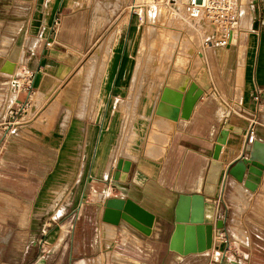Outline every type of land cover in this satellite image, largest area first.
<instances>
[{
	"label": "crops",
	"instance_id": "0c3cea01",
	"mask_svg": "<svg viewBox=\"0 0 264 264\" xmlns=\"http://www.w3.org/2000/svg\"><path fill=\"white\" fill-rule=\"evenodd\" d=\"M83 4H86V0H0L1 109L6 111L9 103L4 97L12 94L13 98L15 95L12 86L16 85V81L10 80L14 74L24 67L34 70V89L38 91V95L43 94L50 89L53 76L57 74L54 71V68H58L57 62H70L78 55L72 48L65 52L60 50L58 42L52 38L50 25L59 19L58 16H69L68 9ZM250 4L254 10L251 24L258 23V27L238 31L235 36L234 30V37L231 36L233 41L235 38H246L251 39L250 42H241L237 47L232 45L233 41H228L230 44H225L224 47L211 42L212 49L205 51L209 70L205 65L200 66L204 64L203 60L193 69L192 66L183 71L178 68L170 69L188 74L203 91L190 116L187 119L179 118L173 123L170 131L168 130L169 136L159 142L154 155L146 156L145 143L142 153L133 160L135 170L129 179L124 174L125 179L120 178L119 183L115 182L113 164H107V172H111L106 182L110 185L109 188L116 186L118 193L90 194L87 199L94 201H85L86 194H80V200L85 205L82 206L80 200L79 203L74 202L77 218L70 226V263L105 264L112 258H117L119 264H210L220 260L221 251L228 243L230 247L231 244L236 247L245 246L241 240L246 239L245 231L250 229L246 211L264 194V168L254 190L246 187L244 181L226 176L224 170L244 154L253 117L259 121L252 127V136L264 143V0H250ZM33 8L50 10H40V24L35 31H31L35 12ZM47 13L50 25L46 26ZM69 17L61 22L60 35H64L62 38L67 35L66 44L74 47L79 45L82 15L72 14ZM234 27L233 25L232 29ZM48 40L51 42L46 45ZM112 54L107 68H104L103 86L118 66L117 56ZM6 60L13 64L12 73L1 71ZM221 60L224 63L221 64ZM162 88L163 85L159 87L149 115L150 132L154 118H158L154 110ZM26 95V92L19 91L17 99L23 103ZM236 103H241V114L234 111ZM16 106L13 103L11 108ZM7 115L0 116V264H37L40 257L44 258L43 264H50V259L41 255V252L47 243L51 244L48 249V254H51L55 251L57 242L62 240L67 224L60 223L61 218L58 219V216L69 209L71 198L75 194H47L49 186L56 183V180L53 175L46 180L45 168L52 167V163L50 164L45 152L58 149V145L55 147V144L47 143L44 134L52 135L54 132H36L41 134L40 139L29 138L28 135L34 133L27 132L26 128L12 130V122L8 120L12 116ZM225 120L240 128V131H229L220 152L219 159L223 161V165L215 194L205 196L206 200L215 205L212 247L203 252L180 255L168 249V240L174 228L173 207L178 194L202 192L211 150L180 137L159 181L162 160L174 131L214 142ZM110 151L111 146L106 156ZM140 173L144 177L138 182L136 178ZM90 177H87L86 182L90 181ZM110 197L130 198L151 212L154 215L151 233L145 235L124 221L118 225L102 221L103 202ZM218 219L224 221L221 229L215 225ZM60 262L61 260L57 264Z\"/></svg>",
	"mask_w": 264,
	"mask_h": 264
},
{
	"label": "rangeland",
	"instance_id": "374dc122",
	"mask_svg": "<svg viewBox=\"0 0 264 264\" xmlns=\"http://www.w3.org/2000/svg\"><path fill=\"white\" fill-rule=\"evenodd\" d=\"M130 5L131 0H86L85 5L68 9L70 15H82L79 45L74 47L66 44L67 35L64 38L60 35L61 22L70 15L65 18L58 16L59 19L50 25L47 13L46 26L49 24L52 27V38L58 42L60 50L65 52L72 48L78 55L70 62H57L58 68H54L57 74H54L47 93L38 95L34 89L23 110L8 119L12 122V130L26 128L27 132L34 133L29 134V138L40 139L41 134L36 132H54L52 135L44 134L47 143L55 144V147L58 145V149L45 152L52 163V167L45 168L46 180L51 175L56 180L49 186L47 194H75L69 209L58 216L60 223L67 224L62 240L57 242L51 254H48L51 244L47 243L41 252L50 259V264H57L59 260L60 264H72L68 259L70 226L77 218L74 202L79 203L80 194H86L85 201H94L87 197L97 192H119L116 186L109 188L106 182L111 172H107V164H113L115 182L120 178L129 179L135 170L133 160L142 153L145 143V151L149 144V115L168 70H188L191 66L193 69L201 60L204 64L200 66L205 65L209 70L205 51L211 48V40H207L208 44L205 40L213 36V43L224 47L219 43L221 32H214L202 20L187 22L162 17L155 25H150L141 23L131 12ZM41 9L50 11H47L48 8H33L31 31H35L40 24ZM238 9L239 15L233 24V30H236L234 36L238 31L258 27V23L251 24L254 10L250 0H238ZM243 20L247 23L241 31L239 25ZM238 40L235 38L232 45L237 47L241 42L251 41L246 38ZM111 52L117 56L118 66L103 86L104 68L113 56ZM180 62L183 66L178 64ZM222 63L224 60H221ZM12 87L15 90L16 85ZM234 111L241 114V104L236 103ZM7 113L0 108V116H8ZM154 125L151 128L157 133L158 128L155 129ZM110 146L111 151L106 156ZM124 174L127 176L124 177ZM89 175L90 181L86 182ZM254 202L246 211L250 229L245 231L246 239L241 240L245 246L231 244L232 264H264V194ZM112 259L105 264H119V259Z\"/></svg>",
	"mask_w": 264,
	"mask_h": 264
},
{
	"label": "water",
	"instance_id": "95a60500",
	"mask_svg": "<svg viewBox=\"0 0 264 264\" xmlns=\"http://www.w3.org/2000/svg\"><path fill=\"white\" fill-rule=\"evenodd\" d=\"M1 71L12 73L13 64L6 60ZM203 91L191 80L190 76L177 70H169L163 83L159 100L154 114L156 116L177 121L179 118L187 119L195 102L202 96ZM229 131H240V128L225 120L216 140L210 142L178 131L172 133L166 156L161 164L159 181L162 179L178 139L191 141L211 150L207 171L201 193L178 194L173 207L174 228L168 240V249L187 255L189 253L203 252L212 247V228L214 221L213 202L206 200L205 196H214L216 185L222 171L223 161L219 159ZM246 154V155H245ZM264 168V143L252 139L244 145V154L228 165L224 173L238 181H244L246 187L254 190L260 182ZM102 221L118 225L126 222L145 235L152 231L154 215L134 202L130 198L110 197L104 200ZM217 228L224 226V221H215ZM44 258L40 257L37 264H43Z\"/></svg>",
	"mask_w": 264,
	"mask_h": 264
},
{
	"label": "built area",
	"instance_id": "2783aa9c",
	"mask_svg": "<svg viewBox=\"0 0 264 264\" xmlns=\"http://www.w3.org/2000/svg\"><path fill=\"white\" fill-rule=\"evenodd\" d=\"M179 7L183 12L181 14L185 18L192 21L203 20L214 32H221V37L219 39L221 45L227 44L229 39H231L232 33H228V31H231L239 15L238 0H131L130 10L139 18L141 23H145V21L156 23L157 20L162 18L160 8L166 10V16L175 19L179 12ZM208 39L211 40L209 43L215 42L213 36H210L205 41ZM50 42L51 40L46 41V45H49ZM34 76V70L24 67L22 71L17 72L11 77V82L13 80L16 81L15 95L13 98L11 95L9 97H4V99H7L9 102L6 111L10 116L13 117L14 114L23 110L30 94L34 90ZM19 91L27 93L26 101L23 103L17 99ZM13 103H16V109L11 108ZM262 112L264 113V109ZM257 122L258 119L253 117L251 121L252 125L248 130L247 142L253 139L252 127ZM231 252L233 253V250L228 243V246L221 251L222 256L220 260L217 262L212 261L210 264H227L234 262L229 257Z\"/></svg>",
	"mask_w": 264,
	"mask_h": 264
},
{
	"label": "bare ground",
	"instance_id": "6f19581e",
	"mask_svg": "<svg viewBox=\"0 0 264 264\" xmlns=\"http://www.w3.org/2000/svg\"><path fill=\"white\" fill-rule=\"evenodd\" d=\"M160 11L162 12V17H167V18H169L168 16H166V10L164 9V8H160ZM181 13H183L182 12V10L180 9V7H179V12L177 13V17L175 18V19H182V20H188V21H192V20H190V19H188V18H185ZM170 19H174V18H170ZM166 21V20H165ZM187 21V22H188ZM194 21V20H193ZM203 21V20H202ZM250 21V20H249ZM204 22V21H203ZM19 23V22H18ZM145 23H147V24H150V25H155V22L153 23V22H148V21H145ZM246 20H243L242 21V23L239 25V27L241 28V31H242V29L244 28V26H246ZM192 24V23H191ZM193 25V24H192ZM247 25H249V24H247ZM250 26V25H249ZM18 27V26H17ZM233 27V26H232ZM247 29V28H246ZM245 29V31H247ZM233 29L231 28V31H228V33H232V35H233ZM234 36H232V38H233ZM229 39V40H231V42L233 41V39ZM227 44H230V43H227ZM244 45V44H243ZM182 55V54H181ZM185 55V54H184ZM184 57V56H183ZM182 57V59H185V58H183ZM177 58V57H176ZM174 59V58H173ZM181 59V58H180ZM181 59V60H182ZM174 61V60H173ZM172 61V62H173ZM175 63V62H174ZM183 63V62H182ZM15 64V63H14ZM179 65L181 64V62L180 63H178ZM177 65V64H176ZM182 66H183V64H181ZM186 66V65H185ZM178 67V66H177ZM181 67V66H180ZM14 68V67H13ZM175 69V68H174ZM241 69V68H240ZM239 69V70H240ZM183 71V70H182ZM4 72V71H3ZM241 73V72H240ZM9 74V73H8ZM61 75V74H60ZM240 76V75H239ZM55 79V78H54ZM58 80V79H57ZM238 81V80H237ZM57 82V81H56ZM15 88V87H14ZM52 92V91H51ZM47 93V92H46ZM44 95H45V92L43 93ZM175 121H172V120H169V119H166V118H163V119H159V116H158V118H155V120H154V128L155 129H157L158 128V132L156 133V131H154V130H152V128H151V134L152 135H150L151 137H152V139L151 140H149V144H148V146L146 147V154L148 155V157L150 156V155H154V153H155V150L154 149H158V145L160 144L159 142L162 140V139H164L165 138V136H169V134H170V129L172 128V125H174L173 123H174ZM153 127V126H152ZM76 129V128H75ZM169 130V131H168ZM149 134V133H148ZM159 136V137H158ZM150 137V138H151ZM163 141V140H162ZM165 141V140H164ZM167 142V141H166ZM156 147V148H155ZM160 148V147H159ZM76 154V153H75ZM69 157V156H68ZM76 158V157H75ZM69 159V158H68ZM72 160H75V159H72ZM68 161V160H67ZM75 162V161H74ZM74 164H76V163H74ZM143 175L140 173V175L136 178V180L138 181V182H140V181H142V179H143ZM82 203V199L80 200V204Z\"/></svg>",
	"mask_w": 264,
	"mask_h": 264
}]
</instances>
